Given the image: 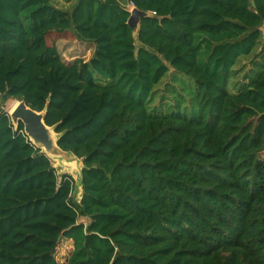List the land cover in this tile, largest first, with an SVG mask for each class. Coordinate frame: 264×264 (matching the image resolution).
<instances>
[{
    "label": "trees",
    "instance_id": "16d2710c",
    "mask_svg": "<svg viewBox=\"0 0 264 264\" xmlns=\"http://www.w3.org/2000/svg\"><path fill=\"white\" fill-rule=\"evenodd\" d=\"M55 1L0 0V94L46 109L82 195L1 109L0 264H264V66L230 91L264 57V0ZM129 2L151 14L137 36ZM68 32L88 61L49 43ZM175 72L195 86L152 110Z\"/></svg>",
    "mask_w": 264,
    "mask_h": 264
},
{
    "label": "rangeland",
    "instance_id": "374dc122",
    "mask_svg": "<svg viewBox=\"0 0 264 264\" xmlns=\"http://www.w3.org/2000/svg\"><path fill=\"white\" fill-rule=\"evenodd\" d=\"M58 7L63 9H70V3L68 0H56L54 2ZM58 34L51 33L48 36L49 43H55L61 58L66 63H71L77 58H83L85 60L91 58L94 54L93 45L81 42L74 38L71 33H66L64 37L57 38ZM254 57H243L235 67V73L233 78L230 81V91H237L244 83H246L250 77L253 78L256 74L261 71L260 69L264 66V57L258 59V61L254 62ZM178 77V80L173 81V77L171 74L166 75L161 82L156 87V93L150 105L151 109L154 111L157 110H166L168 104H173L174 102V93L172 90L180 89L183 87L184 93L190 91L195 86V81L193 78L186 74H182L180 72H175ZM187 96V95H186ZM17 100L9 98V99H1L0 101V110L3 109L7 113L11 111L14 107ZM264 156V152L262 153ZM54 166L58 170L59 174L63 173H78L79 165L72 159L71 157H66L65 155L52 158ZM76 186L73 192V196L75 199L79 200L81 196L80 192V178L76 177ZM87 218H82V221H86ZM73 244L71 240L66 238H62L59 242V245L56 250V258L58 261L62 263H66L69 255L72 252Z\"/></svg>",
    "mask_w": 264,
    "mask_h": 264
},
{
    "label": "water",
    "instance_id": "95a60500",
    "mask_svg": "<svg viewBox=\"0 0 264 264\" xmlns=\"http://www.w3.org/2000/svg\"><path fill=\"white\" fill-rule=\"evenodd\" d=\"M130 13L128 23L132 28L134 35L137 36L141 18L150 16L151 14L150 12L141 10L137 7H133L130 10ZM261 51H264V48H262ZM3 96L5 95L0 94V101ZM17 101L18 105L16 108L12 112H8L14 126L17 128L19 123L22 122L25 133L32 143L40 148L42 152L47 154L51 159L62 155L74 159L80 168L78 169L77 175L72 174L71 172L70 174H72L75 179L77 176L80 178V189H82L83 160L73 152L66 151L59 146V133L55 131L54 126H49L45 121L46 109L37 111L32 109L25 100Z\"/></svg>",
    "mask_w": 264,
    "mask_h": 264
},
{
    "label": "crops",
    "instance_id": "0c3cea01",
    "mask_svg": "<svg viewBox=\"0 0 264 264\" xmlns=\"http://www.w3.org/2000/svg\"><path fill=\"white\" fill-rule=\"evenodd\" d=\"M76 1L77 0H68V2L70 3V9L74 6V4L76 3ZM69 9V10H70ZM263 31H264V26H263ZM81 42H83V41H81ZM84 43H88V44H91V45H93L92 47H93V51H94V49H95V46H94V44L93 43H90V42H84ZM90 59V58H89ZM89 59H87L86 61H88ZM73 174V173H72ZM80 194L82 195V190H81V192H80ZM81 199V196L79 197V200Z\"/></svg>",
    "mask_w": 264,
    "mask_h": 264
},
{
    "label": "built area",
    "instance_id": "2783aa9c",
    "mask_svg": "<svg viewBox=\"0 0 264 264\" xmlns=\"http://www.w3.org/2000/svg\"><path fill=\"white\" fill-rule=\"evenodd\" d=\"M127 7H129V9L131 10L133 7H135L134 6V4L132 3V2H129L128 4H127Z\"/></svg>",
    "mask_w": 264,
    "mask_h": 264
},
{
    "label": "bare ground",
    "instance_id": "6f19581e",
    "mask_svg": "<svg viewBox=\"0 0 264 264\" xmlns=\"http://www.w3.org/2000/svg\"><path fill=\"white\" fill-rule=\"evenodd\" d=\"M17 105H18V101L15 103L14 107L11 109L10 112H12L16 108Z\"/></svg>",
    "mask_w": 264,
    "mask_h": 264
}]
</instances>
